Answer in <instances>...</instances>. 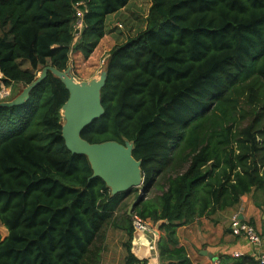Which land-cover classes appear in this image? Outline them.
<instances>
[{
	"label": "trees",
	"instance_id": "trees-1",
	"mask_svg": "<svg viewBox=\"0 0 264 264\" xmlns=\"http://www.w3.org/2000/svg\"><path fill=\"white\" fill-rule=\"evenodd\" d=\"M132 1L0 0V264H102L112 229L127 234L125 264H147L132 253L137 221L161 233L163 264H193L180 227L246 195L264 205V0H152L144 30L111 50L106 112L82 137L133 143L141 189L113 194L69 151L70 91L52 72L25 104L1 105L3 86L28 87L46 67L65 72L77 53L90 59L108 17Z\"/></svg>",
	"mask_w": 264,
	"mask_h": 264
},
{
	"label": "crops",
	"instance_id": "crops-1",
	"mask_svg": "<svg viewBox=\"0 0 264 264\" xmlns=\"http://www.w3.org/2000/svg\"><path fill=\"white\" fill-rule=\"evenodd\" d=\"M134 2L135 0L120 12H124ZM119 13L114 14V16ZM108 34L107 31L106 37L101 41L90 59L85 60L81 53L74 54V58L91 63L104 54V51L111 52L116 45L124 43L128 38L122 43H115V41L108 43L105 41L106 38L110 39ZM102 43H105V46ZM109 54L107 55L108 57ZM235 215L243 216L245 221L250 222L257 229L262 237L260 247L231 234L230 224ZM147 226L151 229L153 228L151 224H147ZM152 230L154 232L151 230H138L136 232L132 253L141 262L147 260V264H163L160 261L158 250V241L161 233L154 229ZM177 237L179 246L186 250L193 264H224L222 262L224 256L238 258L249 255L255 258L256 254L264 253V206H257L253 194L246 195L242 197L241 203L235 207L218 211L214 215L197 219L189 225L180 227L177 231ZM127 240L128 237L124 231L110 230L102 264H125L128 251L124 244Z\"/></svg>",
	"mask_w": 264,
	"mask_h": 264
},
{
	"label": "water",
	"instance_id": "water-1",
	"mask_svg": "<svg viewBox=\"0 0 264 264\" xmlns=\"http://www.w3.org/2000/svg\"><path fill=\"white\" fill-rule=\"evenodd\" d=\"M71 65L67 71L71 70ZM67 71L60 72L53 67H46L37 80L26 87L22 96L15 103L1 104L5 107L23 105L28 101L30 92L40 85L52 72L61 79L70 91V98L62 109L63 137L70 152L86 155L92 165V178H101L112 190L113 194L127 193L144 185L141 162L133 156L134 145L131 142H105L91 144L82 137L83 131L95 120L105 115L102 105L101 91L106 83V69L100 80L87 83L77 82ZM140 196L131 204L128 215L132 216ZM244 220L243 216H240ZM157 233V232H156Z\"/></svg>",
	"mask_w": 264,
	"mask_h": 264
},
{
	"label": "rangeland",
	"instance_id": "rangeland-1",
	"mask_svg": "<svg viewBox=\"0 0 264 264\" xmlns=\"http://www.w3.org/2000/svg\"><path fill=\"white\" fill-rule=\"evenodd\" d=\"M151 1L152 0H135V2L124 12H120L118 15H113L108 18L107 31L110 39L106 38L105 41L108 43H113V41H115V43H122L127 37H132L144 30L151 7ZM102 45L105 46V43H102ZM109 53V51H104V54L91 63L77 60L73 56L70 64L71 70L67 72L79 83L98 81L105 72L107 64V61L105 62V60ZM29 65L28 62H25L23 67L29 69ZM25 89L26 87L23 85H15L13 88L7 89V95L4 97L3 102L5 104L15 103L22 96ZM260 199L264 204V198ZM0 235L3 238L8 235V230L1 224Z\"/></svg>",
	"mask_w": 264,
	"mask_h": 264
},
{
	"label": "built area",
	"instance_id": "built-area-1",
	"mask_svg": "<svg viewBox=\"0 0 264 264\" xmlns=\"http://www.w3.org/2000/svg\"><path fill=\"white\" fill-rule=\"evenodd\" d=\"M82 27H83V23L80 21L78 23V30H82ZM107 58L105 62L107 61ZM7 89H11V88H5L4 86L2 87V91H1L2 99H4V97L7 95V91H8ZM135 226L137 230L140 231H146V230L153 231L146 224L141 223L139 221L135 223ZM230 230L233 236L238 238H243L254 246L260 247L262 244V237L260 233L257 231V229L250 222L242 220L239 215L233 216L230 224ZM157 238H159V236H157ZM255 259L259 262V264H264V253L256 254Z\"/></svg>",
	"mask_w": 264,
	"mask_h": 264
}]
</instances>
